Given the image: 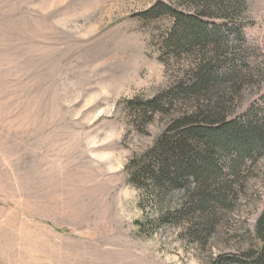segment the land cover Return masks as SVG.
Returning <instances> with one entry per match:
<instances>
[{
	"label": "rangeland",
	"instance_id": "rangeland-1",
	"mask_svg": "<svg viewBox=\"0 0 264 264\" xmlns=\"http://www.w3.org/2000/svg\"><path fill=\"white\" fill-rule=\"evenodd\" d=\"M158 1L0 0V264H229L262 248L264 153L201 243L157 223L159 203L128 182L129 161L168 125L156 114L139 133L126 110L173 81L159 61L170 20L140 17ZM245 4L240 45L255 77L232 119L258 107L264 127V0Z\"/></svg>",
	"mask_w": 264,
	"mask_h": 264
},
{
	"label": "trees",
	"instance_id": "trees-1",
	"mask_svg": "<svg viewBox=\"0 0 264 264\" xmlns=\"http://www.w3.org/2000/svg\"><path fill=\"white\" fill-rule=\"evenodd\" d=\"M174 3L160 0L140 15L144 21L170 20L159 43V61L175 72L170 85L154 99L126 102L139 133L156 114L168 118L152 147L131 159L126 170L128 182L146 194L148 204L159 203L157 223L182 226L191 241L201 243L213 233L219 213L228 211L235 199L233 185L239 183L240 169L264 153V127L251 120L258 107L251 108L243 120L232 119L242 104L244 88L255 77L244 63L240 45V15L246 0ZM175 191L184 194L180 204L161 207V199ZM137 225L140 230L145 227ZM256 227L260 251L225 261L264 264V210ZM220 259L213 263L219 264Z\"/></svg>",
	"mask_w": 264,
	"mask_h": 264
}]
</instances>
